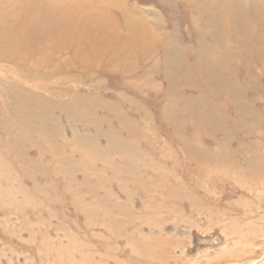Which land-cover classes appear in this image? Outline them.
Instances as JSON below:
<instances>
[{
	"label": "rangeland",
	"instance_id": "1",
	"mask_svg": "<svg viewBox=\"0 0 264 264\" xmlns=\"http://www.w3.org/2000/svg\"><path fill=\"white\" fill-rule=\"evenodd\" d=\"M36 1L0 0V264H264V0H89L101 44L8 49Z\"/></svg>",
	"mask_w": 264,
	"mask_h": 264
},
{
	"label": "bare ground",
	"instance_id": "2",
	"mask_svg": "<svg viewBox=\"0 0 264 264\" xmlns=\"http://www.w3.org/2000/svg\"><path fill=\"white\" fill-rule=\"evenodd\" d=\"M43 1H45V0H38V1H36V4H38L39 6H45L47 3H45V2L42 3ZM61 1L62 0H60V3L58 2L59 8L60 7L63 8V10L60 11L62 13L61 16H60V19L58 17L57 18L52 17V15L48 12L49 10L51 11V9L46 10V12H47L46 13L47 14L46 15V19L50 15V19H49L50 21L49 22H47V20L43 19V16H42V18H39V16L42 13L45 14V11L43 12V10L42 11L38 10L37 9L38 6H36V15L32 11L27 12V14L29 15V17H26L28 19L27 20L28 22H23L22 21V23L18 24L17 26L12 25V23L11 24H9V23L8 24L7 23L3 24L2 25V29H3L2 31H3V35L6 37V46H8V49H13V48H15L17 46V44H20L21 47L23 48L24 52L26 53V51L28 49L33 48V44L32 43L35 42V41H37V42L41 41L42 40V36L45 37L47 35L48 31L54 37L57 36V35L58 36H62L63 35L64 41H67L68 40L67 36L70 35V38H72V40L69 38L70 42H71L72 46L76 47L77 53L79 51V48H78L79 41L83 40L84 36H86V37L92 36L93 34H91V33H93L94 30H96V38L94 40H90V41L95 43V44H97V45L101 44L102 43L101 41L103 40V37L105 36V34H104L102 28L100 27V25L98 26L96 24L95 20H92L93 16H94V11L92 9H89L85 5L82 6V4H85L89 0H64L62 2ZM47 6H49V5L48 4L46 5V9H47ZM24 10L26 12L28 10V7L25 6ZM52 10H53V8H52ZM23 23H27V24H23ZM29 24H30V34L22 36L20 34V29L24 28L25 26H27ZM51 27H52V29H50ZM128 28L131 29L132 27H128ZM29 35L30 36L31 35H35L36 39L34 41L33 40H28L27 38L29 37ZM256 188L258 190V186ZM246 190H249V189H246ZM261 200L263 201L264 199H261ZM259 206H261V205H259ZM259 209H261V208H258V210ZM263 214H264V212H263ZM243 215H245V214H243ZM238 219H240V218H238ZM247 221H250V220H247ZM262 223H259V224H262ZM255 224H257V223H255ZM258 226H260V225H258ZM249 230H251V228ZM257 230L256 229L254 230L255 233L260 232V231H257ZM261 230H264V229L261 228ZM251 237H254V236H251ZM239 238H238V240H239ZM241 238H243V237H241ZM233 239L234 238H232V242L233 243L236 242ZM247 239H248V237H247ZM250 239H252V238H250ZM241 240H240V242H242V243L246 242V240L245 241L244 240L241 241ZM252 241H254V240H250V241H247V242L249 243V242H252ZM238 243H239V241H238ZM235 244L237 245V243H235ZM243 244H245V243H243ZM243 244H241V245L245 248V246ZM241 245H240V247H241ZM245 245L248 246V244H245ZM249 248H250V246H249ZM251 249H252V247H251ZM262 250H264V249H262ZM262 250H261V252H262ZM259 255H256V258L254 257V259H250V258L243 259L242 258V260H234V259L233 260H228V258H227L226 261H223L221 263L219 262V263L220 264H251V263L254 262V260H256V259L261 257V255L260 256ZM257 256H259V257L257 258ZM195 261H197V260H195ZM195 261H194V263H195Z\"/></svg>",
	"mask_w": 264,
	"mask_h": 264
}]
</instances>
